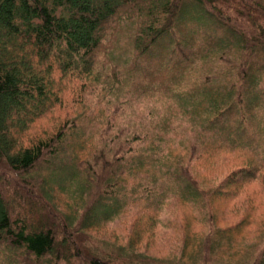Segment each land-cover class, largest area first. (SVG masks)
Returning <instances> with one entry per match:
<instances>
[{
  "label": "trees",
  "instance_id": "obj_1",
  "mask_svg": "<svg viewBox=\"0 0 264 264\" xmlns=\"http://www.w3.org/2000/svg\"><path fill=\"white\" fill-rule=\"evenodd\" d=\"M202 147L236 162L206 187ZM255 184L264 0H0V264H264V218L237 199ZM170 209L201 230L162 249Z\"/></svg>",
  "mask_w": 264,
  "mask_h": 264
},
{
  "label": "rangeland",
  "instance_id": "obj_2",
  "mask_svg": "<svg viewBox=\"0 0 264 264\" xmlns=\"http://www.w3.org/2000/svg\"><path fill=\"white\" fill-rule=\"evenodd\" d=\"M256 55H257V52H254L253 56H256ZM97 61H98V66H97V69H98L102 63L101 52H98ZM210 65H212V63L208 62L205 65H203V67L206 68ZM62 80H64V79H62ZM65 96H66L65 98L67 99V105L72 106L71 104L68 103L70 100L69 98H71V94L69 93L68 88L65 92ZM62 112H63L62 110H58L59 114H62ZM56 118H58V117L51 118V115H50L47 118H45L39 122H36L33 125L31 135H33L34 137H40V136H44V135L49 134L50 131L56 125H58V124H56V123H58V121L55 120ZM124 136H128V134L125 133ZM208 143H210V142H208ZM133 146H135V144H133ZM202 149H203V147L199 150L200 156L198 155L199 158L196 160L197 166L195 165V167H193V169L197 172L199 179H201V180H202V178L206 179V181L201 183L202 186L206 187L207 185H209L208 183H206L207 181L212 180L214 183L220 182L225 177V175L231 170V168L236 165V162H235V160L232 161L233 154L232 153L226 154L225 150L216 149L217 151L214 152V149H208V150H206V149L202 150ZM61 152H62V154H68L69 151L67 149H64ZM199 152H198V154H199ZM55 166H56V169L58 171L64 170L63 161L61 159H59L57 161ZM58 173L59 172H57L55 175H58ZM131 182H133V180H129V183L127 182V188H131V186H132ZM237 193H239L237 199H239V201L242 202V203H240L241 209L239 211H241L242 213H245V212H249V210H250L253 217L250 218L249 220L253 219L255 221H258V220L264 218V194H262L256 190V184L255 185H248V186L247 185L241 186L238 188ZM246 195H248V199H245ZM249 196L251 198H249ZM214 199H215V202H212V204L211 203L210 204L213 206H216L215 207V213L217 214L216 218L218 221V225L223 226L225 223V216L227 218L228 211L232 207L233 202H231V200L229 198L225 197L224 195H222L221 197H215ZM62 201H63V197H61L60 202H62ZM179 212L180 211H178L176 209H173V211H172V209H170V214L168 215L169 217H167V218H172V220H173L172 223L174 222V228L165 229L164 231H160V232H163V234H165V235H169L170 238L173 240L155 241V243H157L158 247L164 249L165 247L167 248V246H171L172 244H175V242L178 243L179 239L175 240L174 238L179 237L180 239H182L183 238L182 235L187 233L189 230H191L192 232H194V230H198V229L201 230L200 226L194 220L195 217H193L192 214H190L189 212H186V213H179ZM191 218H193L194 222L191 220ZM256 224H257V222H255V227H256ZM108 226H110V225H108ZM108 226H106V227H108ZM114 226H115V224L106 228L107 231L112 230ZM182 226H184V228H182ZM255 227H254V230L252 231L250 237L257 235V231H256ZM159 234H161V233H159ZM95 236L98 240L105 238V235L102 234L101 232L99 233V231H96ZM164 241H169L170 244H166L167 242L164 243ZM155 243L153 242L152 246L155 249H157ZM163 252L167 253L166 249L163 250Z\"/></svg>",
  "mask_w": 264,
  "mask_h": 264
}]
</instances>
